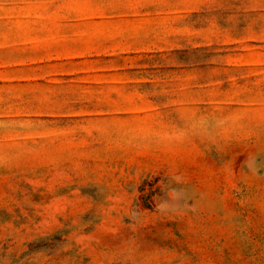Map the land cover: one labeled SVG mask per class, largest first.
I'll list each match as a JSON object with an SVG mask.
<instances>
[{"label": "rangeland", "instance_id": "1", "mask_svg": "<svg viewBox=\"0 0 264 264\" xmlns=\"http://www.w3.org/2000/svg\"><path fill=\"white\" fill-rule=\"evenodd\" d=\"M0 264H264V0H0Z\"/></svg>", "mask_w": 264, "mask_h": 264}]
</instances>
